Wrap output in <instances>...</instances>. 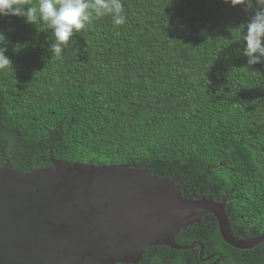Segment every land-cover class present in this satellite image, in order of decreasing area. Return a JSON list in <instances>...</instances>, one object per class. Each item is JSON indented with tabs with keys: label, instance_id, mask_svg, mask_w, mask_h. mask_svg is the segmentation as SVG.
<instances>
[{
	"label": "trees",
	"instance_id": "16d2710c",
	"mask_svg": "<svg viewBox=\"0 0 264 264\" xmlns=\"http://www.w3.org/2000/svg\"><path fill=\"white\" fill-rule=\"evenodd\" d=\"M122 3L125 24L93 20L59 59L43 25L0 16L12 61L0 71V167H146L177 176L185 197L226 200L235 235L263 234L264 62L248 66L237 39L251 12L224 0ZM197 241L203 253L149 246L137 264H264V248L232 247L216 218L176 236Z\"/></svg>",
	"mask_w": 264,
	"mask_h": 264
},
{
	"label": "water",
	"instance_id": "95a60500",
	"mask_svg": "<svg viewBox=\"0 0 264 264\" xmlns=\"http://www.w3.org/2000/svg\"><path fill=\"white\" fill-rule=\"evenodd\" d=\"M52 162L30 172L9 161L0 167V264H137L149 246L191 247L176 236L206 214L232 247L264 243V233L234 234L226 200L183 196L177 176H154L142 166Z\"/></svg>",
	"mask_w": 264,
	"mask_h": 264
},
{
	"label": "clouds",
	"instance_id": "9594fccd",
	"mask_svg": "<svg viewBox=\"0 0 264 264\" xmlns=\"http://www.w3.org/2000/svg\"><path fill=\"white\" fill-rule=\"evenodd\" d=\"M241 6L251 15L237 37L244 43L247 65L264 62V0H224ZM23 17L27 23L41 24L51 32V56L59 59L73 43V37L91 25L93 20L109 16L114 26L126 23L122 0H0V16ZM5 35L0 32V71L12 68L5 54Z\"/></svg>",
	"mask_w": 264,
	"mask_h": 264
},
{
	"label": "flooded vegetation",
	"instance_id": "af4514ba",
	"mask_svg": "<svg viewBox=\"0 0 264 264\" xmlns=\"http://www.w3.org/2000/svg\"><path fill=\"white\" fill-rule=\"evenodd\" d=\"M202 220H205L206 222L207 221H214L215 220V217L213 216V215H211V214H206V215H203L202 216V218H200V220L199 221H197V222H195L197 225H199L200 223H201V221ZM195 223H193V224H195ZM192 224V225H193ZM237 237H239V238H243V237H240L239 235H236ZM257 236V235H256ZM255 237V236H254ZM197 244H200L201 245V253H203L204 252V248H205V246H204V244H202V242L201 241H197V242H193V243H191V244H187V245H189V246H191V247H189V248H195L196 247V245ZM258 247H262V248H264V244H260V245H258V246H256V247H253V248H251V249H254V248H256L254 251H253V254H257L258 252H260V254H261V251H259V249H258ZM214 255L212 254V255H210V256H207L206 257V259H205V261H207V260H209L211 257H213ZM256 256V255H255Z\"/></svg>",
	"mask_w": 264,
	"mask_h": 264
}]
</instances>
